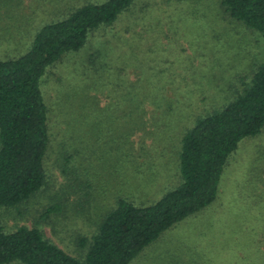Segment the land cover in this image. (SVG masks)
Wrapping results in <instances>:
<instances>
[{
  "label": "rangeland",
  "instance_id": "rangeland-1",
  "mask_svg": "<svg viewBox=\"0 0 264 264\" xmlns=\"http://www.w3.org/2000/svg\"><path fill=\"white\" fill-rule=\"evenodd\" d=\"M72 1L0 0V60L26 54L37 32L51 21L49 12L57 14L64 3ZM151 2L157 5L142 22L144 28L140 15L139 20L134 19L136 22L122 18L113 28L94 36L95 41L109 42L100 46L103 57L95 68L84 64L91 52H83L66 57L49 71L43 83L52 137L45 159L48 184L19 211H0L6 231L37 226L49 241L79 256L78 237L94 234L97 223L109 210L110 198L133 193L141 201L155 194L160 199L177 185L176 137L183 132V125L188 128L193 122H181L189 115L187 106L201 100L204 102L199 104L198 112L212 111L215 102L240 88L242 79L264 63L263 39L243 24L227 19L220 0ZM77 73L87 74L89 80L84 83L81 79L79 84L66 88ZM127 79L145 86L149 96L165 105L166 111L159 116L157 129L152 125L151 130L159 132L156 140L149 131L134 136L136 152L144 153L137 159L141 170L136 171H131L127 158L115 164L120 155L110 153L118 139L129 132ZM165 84L169 85L165 95L170 99L160 92ZM88 90H94L92 98L83 95ZM167 105L173 111L166 109ZM65 138H72L70 144L88 156L81 159L88 174L82 175L80 170L77 176L80 182L93 179L96 188L89 197L85 191L69 190L71 178L63 174ZM262 178L264 129L240 143L224 171L219 200L165 232L130 264H264L256 241L247 238L254 221L244 213ZM260 191L263 193L264 185H260ZM56 205L61 206V212L45 218L48 209ZM241 249L245 253L238 252Z\"/></svg>",
  "mask_w": 264,
  "mask_h": 264
},
{
  "label": "trees",
  "instance_id": "trees-1",
  "mask_svg": "<svg viewBox=\"0 0 264 264\" xmlns=\"http://www.w3.org/2000/svg\"><path fill=\"white\" fill-rule=\"evenodd\" d=\"M156 5L151 0L64 3L57 14L49 12L51 21L37 32L26 54L0 60V211H19L48 184L45 159L52 137L43 83L49 71L66 57L73 58L83 52H91L84 64L95 68L103 57L100 46H107L109 42L95 41L94 36L113 28L122 18L135 21L140 15L141 28H144L142 22ZM220 6L227 19L243 24L264 41V0H220ZM81 79H85L84 83L89 80L87 74L77 73L66 88L75 82L79 84ZM126 81L130 87L125 97L129 132L118 139L110 153L120 155L115 164L127 158L131 171H136L141 170V166L137 168V159L144 153L136 152L133 138L149 131L156 140L159 135L156 129L161 124L157 120L166 111L165 105L149 96L145 86L139 84L141 78L139 82ZM242 82L240 88L215 102L217 106L212 111L198 112L199 104L204 102L201 100L187 106L189 115L181 122L185 124L187 119L193 122L188 128L183 125V132L176 137L177 185L160 199L155 194L141 201L133 193H119L110 198L109 210L97 223L94 234L78 237L81 254L77 257L49 241L37 226H20L8 232L0 222V264H130L165 232L211 208L220 198L224 171L240 143L256 137L264 129V63L256 65ZM169 85L161 86L160 92L165 97ZM92 91H85L83 95L92 98ZM166 109L173 111L171 105ZM152 125L155 131L151 130ZM70 140L65 138L62 145L66 163L63 174L71 178L69 190L85 191L89 197L96 188L93 179L89 177L80 182L77 176L80 170L82 175L88 174L83 164L88 156L83 149L73 147ZM143 144L141 151L145 149ZM260 185H264L263 178L243 211L245 217L249 215V221H254L246 228L247 238L256 241L257 253L264 258V191L258 193ZM61 210L60 205L49 208L45 218Z\"/></svg>",
  "mask_w": 264,
  "mask_h": 264
}]
</instances>
